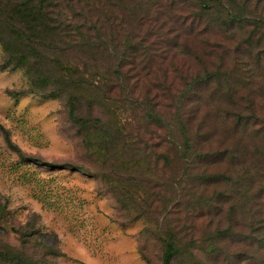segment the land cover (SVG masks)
Returning a JSON list of instances; mask_svg holds the SVG:
<instances>
[{
  "label": "rangeland",
  "instance_id": "rangeland-1",
  "mask_svg": "<svg viewBox=\"0 0 264 264\" xmlns=\"http://www.w3.org/2000/svg\"><path fill=\"white\" fill-rule=\"evenodd\" d=\"M90 7L113 23L101 32L107 53L127 54L137 18L159 12L165 30L141 35L139 52L160 48L167 60L172 52L160 42L172 37L177 65L192 71L183 84L209 76L183 92L180 110L200 102L203 123L189 121L188 135L192 151L210 156L189 169L183 197L159 231L131 221L104 192L96 165L68 131L64 101L32 94L47 89L32 71L54 79L52 60L78 68L87 56L59 53L63 34L40 32L44 19L51 28L71 25ZM18 29L31 34L30 48L15 40ZM6 47L27 62L0 69V264H161L166 234L178 248L171 264H264V0H0V65ZM100 57L87 64H113ZM198 128L211 137L203 140ZM183 168L175 163L166 174Z\"/></svg>",
  "mask_w": 264,
  "mask_h": 264
},
{
  "label": "trees",
  "instance_id": "trees-1",
  "mask_svg": "<svg viewBox=\"0 0 264 264\" xmlns=\"http://www.w3.org/2000/svg\"><path fill=\"white\" fill-rule=\"evenodd\" d=\"M84 9L78 13L81 15L84 11L81 21L71 25L62 23L59 28H51L48 19H44L48 25L40 27V32L63 34L59 53L79 50L80 55L87 56L78 68L70 66L65 59L52 60L50 63L58 73L54 79L46 77L42 71H32L34 78L42 82L43 87L47 86L46 90L32 94L64 101L68 131L77 139L84 155L96 165L98 170L92 174L100 180L104 192L114 198L131 221L143 222L146 230L159 231L171 209L177 207L183 197L180 184L184 177H189V169L197 168L204 157L210 156L192 151L193 138L188 135L189 121L199 123L200 102L195 100L194 110H180L185 102L183 92L196 90L209 76L197 75L193 82L183 84L192 71L177 65L182 59L172 50L178 47L172 37L169 43L160 42L172 52L167 60H163L160 48L150 55L139 52L141 35L149 37L150 33L165 30L161 13L137 18L133 27L139 33L126 37L127 54H109L102 48L101 32L113 23L92 16L93 7ZM229 18L234 20V15L229 14ZM175 30L170 29V34L176 32L177 38ZM163 34L168 33L163 31ZM14 36L19 43L25 42L23 48L33 45L31 34L25 30L18 29ZM9 50L5 48L6 56L0 69L24 68L27 56L19 54L13 58ZM108 54L113 60L108 67L87 64V61L101 60L100 56L110 60ZM84 99L86 111L82 114L79 108ZM200 123L202 125L203 121ZM196 131L205 141L211 137L200 128ZM175 163H182V172L176 176L166 174V169ZM79 170L90 173L88 167L80 166ZM209 177L214 183L222 181L217 174ZM195 178L203 179L198 174ZM176 192L180 193L179 198H175ZM161 240V264H171L178 253L176 239L166 234Z\"/></svg>",
  "mask_w": 264,
  "mask_h": 264
}]
</instances>
